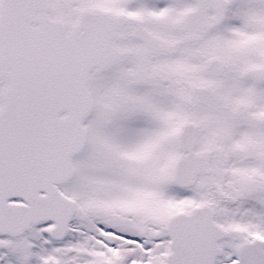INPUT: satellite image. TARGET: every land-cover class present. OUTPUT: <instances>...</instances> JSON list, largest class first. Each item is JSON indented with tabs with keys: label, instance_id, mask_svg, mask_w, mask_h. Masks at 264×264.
Wrapping results in <instances>:
<instances>
[{
	"label": "snow or ice",
	"instance_id": "6c2138e0",
	"mask_svg": "<svg viewBox=\"0 0 264 264\" xmlns=\"http://www.w3.org/2000/svg\"><path fill=\"white\" fill-rule=\"evenodd\" d=\"M0 264H264V0H0Z\"/></svg>",
	"mask_w": 264,
	"mask_h": 264
}]
</instances>
